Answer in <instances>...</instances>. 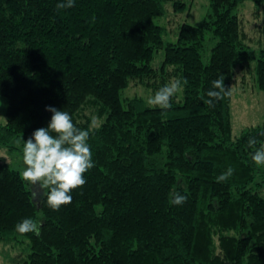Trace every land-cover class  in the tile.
<instances>
[{"label":"trees","instance_id":"trees-1","mask_svg":"<svg viewBox=\"0 0 264 264\" xmlns=\"http://www.w3.org/2000/svg\"><path fill=\"white\" fill-rule=\"evenodd\" d=\"M58 2L0 0V96L8 103L0 150L13 153L14 142L47 128L54 107L89 131L95 167L57 212L44 189L35 199L21 172L0 160V244L22 253L16 264H264V170L252 160L264 123L233 140L231 113L239 70L256 64L264 92V0H255L258 49L243 30L245 0H211L200 25L184 24L168 43L155 20L170 2L176 13L186 9L182 0H75L66 10ZM221 74L231 95L210 107L206 93ZM174 78L188 83L168 110L123 99L133 84L155 95ZM90 106L100 118L108 113L99 127L82 115ZM229 167L233 175L217 182ZM172 191L186 203L170 204ZM27 218L43 225L40 235L15 231Z\"/></svg>","mask_w":264,"mask_h":264},{"label":"clouds","instance_id":"clouds-1","mask_svg":"<svg viewBox=\"0 0 264 264\" xmlns=\"http://www.w3.org/2000/svg\"><path fill=\"white\" fill-rule=\"evenodd\" d=\"M74 6L75 0H59L56 8L66 10ZM224 80L225 76L221 74L212 81V87L206 93L208 97L204 101L206 105L215 107L217 102L231 95L233 87L227 89ZM187 83V79L181 81L179 78H174L169 84L156 91L154 96H150L147 103L168 110L172 106V98L181 92L182 85ZM46 110L52 113L48 127L37 129L33 136L23 143V162L26 167L21 175L24 181L44 189L48 207L58 212L62 206L73 202L70 193L86 184L84 174L95 167V162L90 145L87 143L90 138L89 131L74 126L67 111L54 107H48ZM96 126L97 118L93 116L90 127ZM256 144V139L248 140L250 148L255 147ZM252 160L256 165H264V145L255 150ZM233 172L234 169L229 167L225 173L217 177V182H226ZM36 197L37 194L34 193V198ZM186 201L187 197L178 191L169 193L170 204L181 206ZM42 227L40 222L27 218L16 225L15 231L19 234L40 235Z\"/></svg>","mask_w":264,"mask_h":264},{"label":"rangeland","instance_id":"rangeland-1","mask_svg":"<svg viewBox=\"0 0 264 264\" xmlns=\"http://www.w3.org/2000/svg\"><path fill=\"white\" fill-rule=\"evenodd\" d=\"M187 8L176 13L174 11V2L166 5V14L157 18L155 22L165 29L164 40L168 42H176L179 36L180 28L184 24L198 27L206 16L211 0H182ZM239 14L242 19L243 30L245 31L248 42L252 48L258 49L262 40V5L255 0H245L244 5L240 8ZM164 61V51L156 53L153 66L160 68ZM256 64H252L246 69L237 72L236 79L233 83V100L231 104L233 140L238 139L242 132L249 128L262 126L264 123V92L258 87L254 68ZM179 99H182V91L178 92ZM150 96H154L149 90L141 85L133 84L130 88L123 92V99L142 97L146 101ZM8 103L5 97L0 96V126L7 123ZM82 115L87 118L95 116L97 118V126H101L107 119L108 113L102 118L99 117V107H86ZM86 121V120H84ZM95 127V128H96ZM23 143L14 142L17 148L13 153L5 148L0 150V160L12 165L21 173L26 165L23 162ZM264 170V165H261ZM263 180V178H259ZM258 179V181H259ZM36 194L41 195L43 189L39 185H31ZM264 196V186L259 190ZM22 253L11 247L0 244V264H16V260H20Z\"/></svg>","mask_w":264,"mask_h":264}]
</instances>
